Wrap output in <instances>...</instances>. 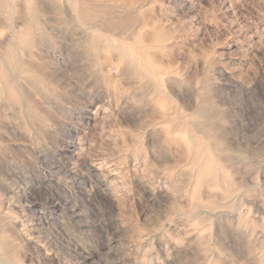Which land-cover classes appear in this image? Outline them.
<instances>
[{"label":"rangeland","instance_id":"1","mask_svg":"<svg viewBox=\"0 0 264 264\" xmlns=\"http://www.w3.org/2000/svg\"><path fill=\"white\" fill-rule=\"evenodd\" d=\"M71 3L0 0V264H264V0Z\"/></svg>","mask_w":264,"mask_h":264},{"label":"bare ground","instance_id":"2","mask_svg":"<svg viewBox=\"0 0 264 264\" xmlns=\"http://www.w3.org/2000/svg\"><path fill=\"white\" fill-rule=\"evenodd\" d=\"M68 3H69V5L71 6L70 8L72 9V12H73V14H74V17H75V20L80 24V25H83V20H82V14H81V10L79 11V8H78V6H73V4L71 3V0H66ZM77 1H79V2H81V0H77ZM68 5V6H69ZM135 12V11H134ZM90 13H92V12H90ZM73 21V20H72ZM94 24V23H93ZM93 26V25H92ZM88 29V28H87ZM92 30V29H91ZM101 31H102V29H101ZM102 33H104V32H102ZM107 34V33H106ZM102 39L104 40V41H106V42H108V39H107V37L106 36H102ZM154 43V42H153ZM110 45V44H109ZM153 45H155V44H153ZM113 46H115V45H113ZM115 48L116 49H118V50H122V48L120 47V46H115ZM129 61H131V60H129ZM136 67V66H135ZM138 71H140V70H138ZM144 76V75H143ZM152 80V79H151ZM154 83V82H153ZM158 89V88H157ZM168 95V94H167Z\"/></svg>","mask_w":264,"mask_h":264}]
</instances>
